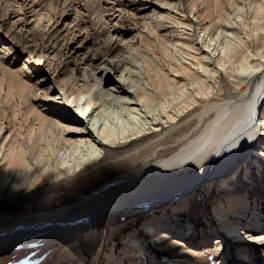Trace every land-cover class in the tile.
Masks as SVG:
<instances>
[{
	"label": "bare ground",
	"instance_id": "1",
	"mask_svg": "<svg viewBox=\"0 0 264 264\" xmlns=\"http://www.w3.org/2000/svg\"><path fill=\"white\" fill-rule=\"evenodd\" d=\"M120 1L20 0L18 10L8 4L0 27L17 17L12 20L16 25L23 16L34 19L56 42L68 37L64 59H77L87 82L76 86L73 72L56 80L57 88L40 84L46 114L33 107L29 110L36 114L39 125L31 123L25 134L6 136L0 127V206L24 205L17 213L0 215V254L27 247L43 251L69 239L75 241L65 248L77 245L75 249L81 253L88 249L84 242L100 247L96 238L101 242L123 211H128L127 216L143 211L147 216L140 221L141 229L121 233L106 254V264L123 263V256L114 252L120 245L126 247L124 255L134 244L133 249L141 252L151 229L157 241H167L173 252L185 255L196 244L197 229L193 224H181L180 213L188 208L193 193L214 185L228 193L233 182L251 183L254 174L264 172V58L262 62L255 58L262 38L239 36L233 30L237 25L222 9L205 16L195 8L192 17L196 28L203 31L200 37L187 15L176 17L183 12L180 0H147L143 6L149 13L142 24L123 28ZM259 4L257 15L264 11V0ZM88 17L94 19L101 37L98 42L85 26ZM204 17L210 25H205ZM167 20L176 23L159 37L154 27L165 26L162 23ZM214 30L223 36L216 33L207 47H200L203 36L212 37ZM226 36L228 44L223 50L231 60L219 58L217 67L210 60L218 54L215 44ZM249 47L253 54H247ZM122 64L126 66L109 80L113 68ZM225 66V72H220L218 68ZM89 77L93 83L88 82ZM109 108L117 117L109 116ZM146 137L158 138L129 167L105 176L72 201L57 198L52 203L49 200L54 206L33 208L29 200L36 194L65 187L88 169L114 159L113 154L116 160H109L110 164L122 161L126 153L122 148ZM168 187V196L158 193L162 200L169 199L158 213L138 209L149 192ZM258 204L246 192L223 194L207 217L212 229L201 230L200 235H215L211 245L219 248L231 242L264 246V220ZM250 209L252 214L246 215ZM234 215L250 218L246 224H236ZM254 225L258 231L245 232ZM215 226L220 227L218 233ZM138 252L130 256L136 257Z\"/></svg>",
	"mask_w": 264,
	"mask_h": 264
},
{
	"label": "rangeland",
	"instance_id": "2",
	"mask_svg": "<svg viewBox=\"0 0 264 264\" xmlns=\"http://www.w3.org/2000/svg\"><path fill=\"white\" fill-rule=\"evenodd\" d=\"M145 1L147 0H121L119 3L120 6L118 7H122L119 16H121V14L123 15V21L120 26L128 29L135 24L138 26L141 25L144 15L149 13L143 6ZM150 1L156 2V0ZM261 2H263V0H180L179 6L183 8L184 13L179 12V14H176V17L182 18V15H187L188 20L194 25V27H192L193 32L201 37L203 31L200 28H196V20L192 17L194 9L196 8L200 13L205 12V16L206 14L216 15L218 11L222 9L223 11L221 10V12L229 16L230 22H234L237 25L233 30L236 31L239 36H254L262 38L263 45L260 48L261 51L259 50V54L255 56L258 62H262V59L264 58V11H261L259 15L256 14L257 10L260 8L259 3ZM19 3L20 0H0V23L3 22L1 21L4 17L3 15L8 11V4H10V8L18 10ZM16 18H13L12 20H15ZM18 18H20V15ZM73 18L76 17L73 16ZM27 19L28 20L21 16L16 25L10 20L5 21L0 27V127H2L4 133L3 136L19 132L25 134L27 127L31 123H35V127L39 125L36 114L33 112L31 113L29 110L33 107L32 109H35L38 112L41 111L43 114L45 113L43 110L44 96L42 95L41 89H39L40 84L45 87L51 85L52 87L57 88L56 80L60 82V80H63L64 78L66 79L68 74H73V72L78 80L76 86L81 87L82 84L87 82L85 81L86 78L82 70V65L79 64L77 59H64L65 48L70 43V40L69 42L65 41L68 40V37H66L65 40L56 42L52 35L46 34L39 24H35L36 22L34 19L33 21H30L32 18ZM202 19L206 26L210 25L209 19L206 17ZM29 21L31 24L28 23ZM175 21L176 20H167L162 23L165 26L156 25L155 22L151 24L152 26L156 25L154 28H158V35L160 37L165 31V28L171 30L169 27H171L172 24H175ZM165 23L167 24V27ZM85 26L88 29V32L90 31L89 34L91 35L92 40H97L98 42L101 37L98 36L99 34L97 33V29L95 28L96 25L94 24V19L92 17L85 18ZM219 27L222 28L221 25H219ZM175 31H177V29ZM154 32L155 31H153V33ZM228 32L229 34H232V31ZM216 33L223 36L220 31ZM216 33L214 30L211 33L212 37L203 36V41L199 43L200 47H207L210 43L209 40L212 41V38L216 36ZM177 36L178 35L176 34L174 35L175 41H179ZM227 39H229L228 36L221 39V44H215L218 45L216 51L218 54L213 55V61L210 60V62L217 67L220 66L219 58L226 61L231 60L223 50L224 45L228 44V42H226ZM57 43H59V45ZM250 50H252L251 47L247 49L248 55L253 54L252 51L249 52ZM26 51H29V53ZM241 55H243V53ZM23 65L26 67H22ZM230 65L231 63H229L228 66ZM125 66V64H122L119 67H114L111 71L109 80H112L118 75ZM221 68L222 69L218 68L219 71L225 72L224 68H226V66ZM88 79H90L88 82H94L92 78L89 77ZM23 85L26 89L23 88ZM21 87L25 90L26 95L23 93L24 91H21ZM79 101L83 103L85 98L81 96ZM108 110L109 116L114 115L117 117L115 110L110 108ZM95 124H98V122L96 121ZM95 129H98V127ZM157 138L158 137L152 139L151 137H146L130 146L123 147L122 152L126 153L123 157L124 159L120 161L121 164H119L120 162H118V160L112 164L109 163V160H116V155L113 154L112 157L114 159H107L108 161H105L106 164L102 162L105 165H102L99 168L98 166H95L90 170L88 169L85 174L77 178L75 181L69 182L65 187L56 190H45L43 193H38L39 195L36 194L29 201H31L33 208L35 209H38L41 206L45 208L51 207L52 205L54 206V204L49 205V200H51L52 203L57 201L55 200L57 198L59 199V202L67 200L72 201L76 197H79L81 193L90 190L96 182H99L105 176L107 177L117 174L118 171L120 172L124 168L129 167L135 159L140 160L142 156H145L146 153L151 150V148L147 147L154 144L157 141ZM135 148L136 150H134ZM259 173L260 172L253 175L251 183L244 182L240 179L233 182L231 184L232 188H230L228 193L246 192L251 200L258 201L259 204L257 205V210L261 211L264 220V172ZM169 187H172V185ZM169 187L167 189L156 188L149 192V195L144 197L142 200L143 203L138 209H152L154 213H158L159 208L164 207L169 203H167L169 199L164 201L160 198L169 195ZM159 192H164L165 194L159 196ZM226 192L227 191L221 190L218 185L197 191L196 193H193V198L190 201L188 208L180 213L181 224H193L197 229L195 234L198 236L196 235V237H193V239H196L197 241L195 246L190 248V253L184 255L179 254L178 251L173 252L171 249L174 248L169 246L166 243L167 241L161 240L159 242L155 239L157 236L155 233H152L154 231L153 229H151L149 234H145V236H149V238H147V245L144 244L145 247L141 252H138L139 249H133L135 244L130 250H125V255L123 253L126 248H123L124 245H120V247L116 248L114 252L123 256L122 264H264V246L253 247L247 243L241 244L231 242L230 245L226 243L223 248H219L216 245H211L214 241L213 238L216 237L215 235L208 238H204V236H206L205 234L200 235L201 233H204V231L212 229H209L208 224L210 222L208 221L210 208L214 205L215 201H217L218 197L222 198L223 194H228ZM172 194L173 193L170 195ZM23 206L24 205L21 206L18 204H6L5 206H0V215L4 213H17L23 208ZM148 206L153 207L148 208ZM143 213L145 212L137 211L127 216L129 214L128 211H123L117 216L115 221H113V224L109 225L102 241L99 242V238H96V243L100 247H96V244L92 245L88 242H84V245L88 249H84L80 253L78 249H75L77 248V245L71 250L65 248V245L68 244V242L75 241V239H69L63 244L43 251H39L34 247H27L25 249H20L19 251L1 253L0 264H79L80 261L83 264H106V254L110 252L113 243L115 241L118 242L120 234L124 233L128 235V232L134 228L137 230L141 229L139 226L142 222L140 221L147 216ZM250 214H252L251 209L246 212V215ZM246 215L245 217L234 215L235 217H233V221L236 224H246L250 218ZM219 228V226H215L216 233H218L217 229ZM256 228L257 227L254 225L251 229H245L247 230L245 232H256L258 231ZM118 245L119 244L117 243L116 247H118ZM257 248L260 250L256 251ZM231 249L233 250L232 254H230ZM90 252L92 253V258L90 257ZM136 252H138V256H130L131 253L134 255Z\"/></svg>",
	"mask_w": 264,
	"mask_h": 264
}]
</instances>
